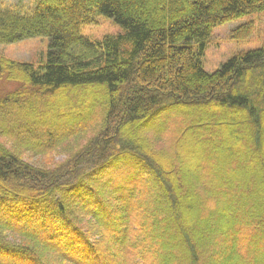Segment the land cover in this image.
<instances>
[{
  "label": "trees",
  "instance_id": "1",
  "mask_svg": "<svg viewBox=\"0 0 264 264\" xmlns=\"http://www.w3.org/2000/svg\"><path fill=\"white\" fill-rule=\"evenodd\" d=\"M261 11L264 0H40L32 13L0 9V44L50 38L45 65L0 58V80L19 85L0 97V264H132L133 256V264H264V250L253 247L264 240V44L215 72L201 61L214 28ZM99 14L125 32L97 41L83 36L82 26ZM253 30L244 23L233 37ZM97 88L100 95L90 92ZM86 90L85 97L74 94ZM165 110L195 125L178 132L174 145L164 125L141 132ZM13 113L22 118L10 120ZM91 129L92 140L56 171L28 167L6 144L42 154ZM164 136L171 150L156 144ZM162 178L175 200L169 192L164 201L149 193L139 199ZM104 179L113 187L106 197ZM117 201L121 207L109 211ZM71 205L93 225H81ZM8 234L22 241H7ZM206 241L219 244L208 262ZM115 247L126 257L121 263L113 260Z\"/></svg>",
  "mask_w": 264,
  "mask_h": 264
},
{
  "label": "rangeland",
  "instance_id": "2",
  "mask_svg": "<svg viewBox=\"0 0 264 264\" xmlns=\"http://www.w3.org/2000/svg\"><path fill=\"white\" fill-rule=\"evenodd\" d=\"M39 2H40V0H0V9H11L12 8L21 14L32 13L33 9L38 5ZM248 22L253 23V26H254V30L252 32V35L248 38H242V39L234 38L233 37V30L236 29L238 26H240L244 23H248ZM124 32L125 31H124V28L122 26L117 24L113 19H111L105 15H102V14L97 15L95 17V21L92 24L83 25L81 28V34L85 37L90 38L93 41L102 40L105 36H108V35H118V34H122ZM263 44H264V11L253 13L250 15H246V16H243L241 18H238L237 20L229 21L225 24L219 25L216 28H214V30H213V32H212V34L208 40V43L206 45L205 52L201 58L203 68L208 72H215L221 68L223 63L228 61L234 55H236L240 52H243V51H249V50L260 48L261 46H263ZM49 45H50V38L45 37V36L32 37V38L24 39L21 41H17L15 43H10V44H0V58H7V59L15 60V61H20V62H31V63H34L36 66L39 67V66L45 65L48 61ZM18 86H19L18 83H16L15 81H7L6 79L0 80V97L3 96V94L8 92V91L16 89ZM89 91L90 90H86V92H80V93L78 91H76V92H74V94L78 93L80 95V97H85V96H87L86 93H88ZM90 92H94L98 95L101 94L100 88L93 89ZM68 95L70 96L71 93L69 92L66 94V96H68ZM99 101H100V97H99ZM193 110H195V109H193ZM58 111H60V113L62 111H64L63 107L59 108ZM173 111H175V110H173ZM68 113L69 112L66 111L65 114H68ZM86 113L88 114V110ZM92 113L94 114V116L100 114L98 108H96L94 111H92ZM73 117H77V114L73 115ZM8 118H10V120H15V119L22 118V115H20L19 113L18 114L13 113ZM80 119H83V118H80ZM147 125L153 126V129H155V130H157L160 127V125H164L167 133L168 134L171 133V134H173V136L176 137L173 144H172V139H169L165 136H164V139H158L157 140V142H156L157 145H159V142H161L160 146H162V147L167 145V147L165 148L166 150L172 149L171 144L172 145L175 144L176 140L180 137V135H179L180 132H183L185 129H187V127H191L189 125L183 124L181 117L178 118V113H174V112L168 111V110L163 111L160 114V116L156 119V122L155 121L154 122L146 121V123L143 124V126L141 127V132L144 131V128L147 127ZM194 126L191 128L194 129ZM65 130H66L65 126L57 127L56 132H63V131L65 132ZM178 132H179V134H177ZM96 133H97L96 131H93L91 129L87 133H84L80 138H78L77 143H73L70 145L67 144V145H65V147H60L54 151H49L47 153H42V154L35 152L36 151L35 148H32V150L29 151L24 146H20L19 145L20 143H17V142H8V143L6 142V144H7V147L12 151H14L15 149L19 150L20 155L22 156V162L25 165H27L28 167H32L34 169L46 170V171H56L58 166L69 162L71 159V156L76 154L81 148H83L85 145H87L89 143V141L92 140V137H94ZM21 136H23V135H21ZM182 140L183 139L181 137V141ZM71 141H73V140H71ZM24 142H26V141H24ZM92 145L93 144H89L88 147H91ZM95 147H96L95 149L100 150L99 144H96ZM174 154H175V151L173 150L172 153L171 152H170V154L167 153V157L170 158ZM166 160H169V159H166ZM166 160H165V162H166ZM195 161L196 160L194 158L185 160L186 164L184 165V168L185 167L186 168L184 169V172L187 171L186 169H188L187 172H190L189 169H192V165L195 163ZM156 163H158V162H156ZM72 168H74V167H72ZM193 171L195 172L196 175H200L199 171L197 169H194ZM158 172L160 173V171L156 170V173H158ZM167 174L170 175L172 173L167 171L166 175ZM117 176H118V174H113V177H117ZM85 180H87V179L85 178ZM85 180H84V182H85ZM105 181H106V179H104L102 181V183L100 184L101 185L100 188L106 190L105 193L104 192L102 193V195L106 197L109 190H112L113 187L112 188H108L107 186L104 187L105 183H107ZM144 181H145V183L148 182L147 178L144 179ZM162 181H163V184L153 187V190H151V191L145 190L141 194H139V195L137 194L138 197L140 196L139 199L142 198L143 193H145L146 195H148V193H149V195H151L152 197H153V194H156L158 197L160 196L161 199L164 201L165 198H163V195H165L166 192H169L170 193V199L172 200L174 198V195H173L174 189H172V184L168 183L167 180H165L163 178H162ZM85 185H88V183L86 182ZM114 185H117V184H114ZM44 188H46V187H44ZM137 188H139V186H137ZM94 190H95V188H94ZM137 191H139V193H140L142 191V189H139ZM256 194L257 193H254V197L256 199H258L256 197L257 196ZM60 196H63L65 198V201L68 202L69 204H71L70 203V201H71L77 207H79L77 200L75 202L73 199H71V197H69L67 191H65V192L60 191ZM176 196H178V195H176ZM227 196L228 195L225 194L223 196V198L226 199ZM112 197H114L113 194H112ZM109 199L110 198H108V200ZM139 199H135L134 202L139 200ZM188 199L190 200L191 203H194L193 201H191L190 197H188ZM173 200H175V199H173ZM203 201H207V200H203ZM108 202L110 203L111 201L109 200ZM150 202H151V200H150ZM207 202H208V207L212 210L215 207L214 203L210 200H208ZM121 203H122L121 201H119L118 203L114 202L113 203L114 205H112V206L110 205L109 211L114 212L115 209L121 207L120 206ZM68 210H70L72 213L75 214L74 215V216H76L75 218L77 219V221H79L81 223V225H83V226H92L93 225L94 221L87 218V217H84L83 215H81L79 213H77L76 212L77 209L75 210V207L73 205H71V207L69 206ZM213 211H214V209H213ZM115 215H117V214H115ZM169 216H171V215L169 214ZM171 217L174 218L173 216H171ZM144 218L146 221L151 220V217L149 214H144ZM201 218L203 220L207 219L205 216H202ZM204 222L205 221H203V223ZM262 222H264V220ZM101 224H102V222H101ZM179 225L180 224L177 222V226H178L177 229H179ZM257 229H258V226L256 227V230ZM171 231L173 234L176 233V231L173 229H171ZM130 234L133 236L135 234V231H132ZM247 235H251V234H248V232L246 230L243 231L241 238H240V241L242 239L243 242L246 243L248 241L247 237H246ZM134 236H137V234H135ZM4 238H5V240L10 241V242L20 243L22 241V239L15 237L11 234L4 236ZM263 241L264 240L262 239L259 241V243L254 242L253 247H258V248H261L264 250ZM112 242H113V240H111L108 244H111ZM201 243H202V241H201ZM144 245L147 249H151L149 240L145 241ZM163 246L166 247L165 242H164ZM156 248H158V247H156ZM156 248H154V249H156ZM218 248H219V244L216 241L213 243L211 241H206V245L204 247L203 254H202L205 262H208V260H206V259H209L211 254L215 253L218 250ZM163 250L161 252V261H162L163 252H164ZM115 251H116L115 254H117V248L116 247H115ZM110 253H112V247H111ZM115 254H113V255H115ZM116 256L117 257L113 258V260L116 263H118L119 261L121 263L122 258H126L124 256L123 251H120ZM45 257L49 261L51 260V255L46 256V254H45ZM138 261H139V259L137 258L136 262H137V264H140V263H138ZM159 261H160V258H159ZM133 263H134V256L132 257V264Z\"/></svg>",
  "mask_w": 264,
  "mask_h": 264
}]
</instances>
